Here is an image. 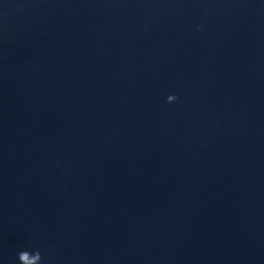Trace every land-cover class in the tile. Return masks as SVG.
Wrapping results in <instances>:
<instances>
[{"label":"water","instance_id":"obj_1","mask_svg":"<svg viewBox=\"0 0 264 264\" xmlns=\"http://www.w3.org/2000/svg\"><path fill=\"white\" fill-rule=\"evenodd\" d=\"M0 264H264V0H0Z\"/></svg>","mask_w":264,"mask_h":264},{"label":"clouds","instance_id":"obj_2","mask_svg":"<svg viewBox=\"0 0 264 264\" xmlns=\"http://www.w3.org/2000/svg\"><path fill=\"white\" fill-rule=\"evenodd\" d=\"M169 99L171 100V99H173V97L172 96H169Z\"/></svg>","mask_w":264,"mask_h":264}]
</instances>
